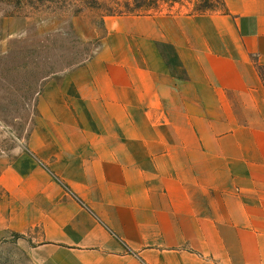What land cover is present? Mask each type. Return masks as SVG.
Wrapping results in <instances>:
<instances>
[{
    "label": "crops",
    "instance_id": "obj_1",
    "mask_svg": "<svg viewBox=\"0 0 264 264\" xmlns=\"http://www.w3.org/2000/svg\"><path fill=\"white\" fill-rule=\"evenodd\" d=\"M105 26L42 80L0 226L37 264H264V0Z\"/></svg>",
    "mask_w": 264,
    "mask_h": 264
},
{
    "label": "rangeland",
    "instance_id": "obj_2",
    "mask_svg": "<svg viewBox=\"0 0 264 264\" xmlns=\"http://www.w3.org/2000/svg\"><path fill=\"white\" fill-rule=\"evenodd\" d=\"M124 1L0 0V168L34 119L42 80L92 56L105 35V18L118 14ZM206 1L159 0L150 13H196ZM258 70L264 83V64ZM29 239L0 226V264H37Z\"/></svg>",
    "mask_w": 264,
    "mask_h": 264
},
{
    "label": "trees",
    "instance_id": "obj_3",
    "mask_svg": "<svg viewBox=\"0 0 264 264\" xmlns=\"http://www.w3.org/2000/svg\"><path fill=\"white\" fill-rule=\"evenodd\" d=\"M164 1V0H162ZM207 0L204 4L197 6V12H205L206 10H214L217 8L215 2H208ZM221 8L223 7V0H217ZM159 0H125L124 2L120 3V7L123 9L116 10L115 12L120 13H131V14H143V13H150L152 8L158 6Z\"/></svg>",
    "mask_w": 264,
    "mask_h": 264
}]
</instances>
